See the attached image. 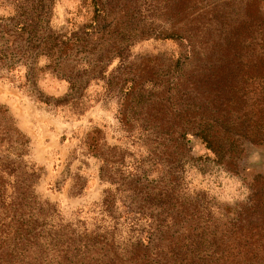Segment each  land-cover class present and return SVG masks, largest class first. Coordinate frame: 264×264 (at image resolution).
Segmentation results:
<instances>
[{
    "label": "rangeland",
    "instance_id": "1",
    "mask_svg": "<svg viewBox=\"0 0 264 264\" xmlns=\"http://www.w3.org/2000/svg\"><path fill=\"white\" fill-rule=\"evenodd\" d=\"M109 2L111 15L130 42L128 74L112 71L120 63L118 56L112 58L105 71L113 80L112 87L106 86L104 78L93 77L84 90L87 108L82 113L74 112L69 104L54 103L68 92L69 83L50 69L39 75L41 95L0 74V103L9 107L30 140L25 159L39 167L34 182L37 194L56 206L57 223L79 231L105 229L123 244L146 238L144 230L152 214L169 218L199 200L217 218L223 264H264V144L244 135L259 131L256 127L264 116V0ZM88 11L82 0H53L50 25L60 30L82 24L90 18ZM5 12L0 5V13ZM45 62L44 57L39 59V65ZM126 75L136 77L145 89L144 96L131 100L127 110V117L134 121L131 132L120 122V85ZM216 95L222 117L234 121L239 133L231 164L216 161L194 137L189 150L175 146L170 153L144 140L149 134L145 122L171 119L182 124ZM93 126L103 130L109 145L145 158L138 173L147 170V175L140 174L142 192L138 195L116 189V184L100 175V159L80 144ZM223 126L228 133L232 130L231 124ZM221 133L228 135L224 129ZM132 161L128 154L124 168H131L126 173L134 170ZM111 174L117 175L115 169ZM157 185L170 188L172 204L177 203L179 210L166 211L167 206L152 202L149 193ZM109 187L118 193L114 212L118 220L102 211Z\"/></svg>",
    "mask_w": 264,
    "mask_h": 264
},
{
    "label": "trees",
    "instance_id": "2",
    "mask_svg": "<svg viewBox=\"0 0 264 264\" xmlns=\"http://www.w3.org/2000/svg\"><path fill=\"white\" fill-rule=\"evenodd\" d=\"M1 1L6 12L0 13V74L10 80L15 78L28 92L42 94L38 89L39 75L50 69L69 83L68 92L55 98L54 103L69 104L79 114L87 108L84 90L93 77L104 78L106 86L112 87L113 80L105 72L112 58H120L112 71L126 74L129 68L126 51L130 42L125 41L126 35L118 28L117 18L111 15L109 0H82L90 10V18L60 30L50 25L53 0ZM41 57L46 60L43 65H39ZM120 87V122L131 132L134 121L127 117V110L131 100L138 101L144 96L145 89L131 75L122 77ZM217 98L216 95L208 99V106L190 113L184 125L171 119L145 122L143 126L149 134L144 140L150 139L170 153L175 146L189 150L188 143L194 137L205 144L216 161L231 164L236 154L235 136L239 133L235 131L234 121L222 117ZM260 118L262 121L256 127L259 131L244 135L254 143L264 144V133L260 132L264 129V116ZM223 123L231 124L229 133ZM223 129L228 135L221 133ZM29 141L9 107L0 103V264H223L217 218L212 216L211 208L199 200L169 218L152 214L144 230L146 238L139 237L124 244L118 243L114 233L105 229L79 231L69 224L57 223L56 206L41 199L35 190L39 167L25 159ZM80 141L87 153L100 159L103 179L116 184V189L133 191V195L142 192L140 174L147 175V170L140 174L138 170L145 158L139 159L118 145L106 143L103 130L98 126L87 130ZM128 154L133 157L134 170L126 173L131 168H124ZM112 169L116 176L111 174ZM153 188L155 192L149 195L158 207L167 206L166 211L181 208L177 203L172 204L169 187ZM117 194L109 187L102 199V211L115 220H118L114 214ZM250 235L253 238V233Z\"/></svg>",
    "mask_w": 264,
    "mask_h": 264
}]
</instances>
